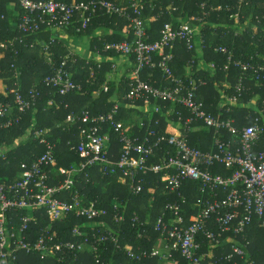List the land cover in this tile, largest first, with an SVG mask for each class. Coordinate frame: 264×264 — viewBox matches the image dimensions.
<instances>
[{"label": "built area", "instance_id": "obj_1", "mask_svg": "<svg viewBox=\"0 0 264 264\" xmlns=\"http://www.w3.org/2000/svg\"><path fill=\"white\" fill-rule=\"evenodd\" d=\"M127 1L129 6H119L109 0H74L69 4L56 0H19L22 15L15 30L20 36L0 42L1 50L11 49L15 53V43H23L25 37L42 29L51 32L68 30L75 21L80 26L77 32L85 30L91 19L102 12L126 19L133 36L131 41L105 44L103 51L124 58L134 56L136 68L127 77L128 90L116 95L110 111L98 115L83 112L78 118L66 117L69 124L78 121L84 125L79 130L78 143L72 147L80 160L78 165L58 168L54 145L42 138L40 144L44 146V152L30 163H21L18 178L13 182L0 181V264H18L19 255H35L46 264H76L82 253H91L99 263V252L106 244L124 254L130 263L170 259L173 252H178L186 264H229L235 257L244 259L247 256L246 228L256 221L264 229V150L255 151L264 135V110L262 117L254 118L251 124L240 129L234 126V120H221L207 113L197 96L198 89L206 82L196 79L192 72V77L180 79L171 68L175 45L183 44L188 51L195 46L204 49L200 38L197 42L195 28L189 23L176 27L166 23L159 38L151 41L142 18L144 0ZM245 3L246 0H238L237 10ZM220 10V6L211 9ZM40 45L46 53L48 46ZM214 51L224 54L226 66L239 72L236 84L227 88L232 92H222L227 106L225 111L230 112L240 104L246 92H252L253 84L258 87L264 82V65L234 60L232 51L224 46ZM66 65L67 60H63L44 80L47 87L55 89L61 96L81 90L72 81ZM192 65L193 60L188 63V69ZM205 66L211 71L215 69L214 64L205 63ZM111 68L115 70L117 65L112 62ZM143 68L158 70L168 86L154 87L142 81L138 72ZM102 88L104 92L108 90ZM9 93L13 95L12 105L20 115L35 104L39 95L37 90H30L27 95L17 89ZM255 101L256 97L249 102L251 106ZM138 104L144 114H161L164 109L165 117L174 114L176 121L170 120V125L176 127L178 133L165 135L147 130L143 138L133 135L117 116L123 108H136ZM162 104H168L170 108L166 109ZM176 104L188 113L186 117L174 112ZM12 105L0 103V130L19 120V116L12 119ZM204 130L213 131V145L209 151L189 145L190 135ZM111 132L119 145L116 153ZM41 134H36V138ZM3 154L0 146V159ZM221 167L231 175L219 173L217 169ZM89 169L98 170L102 177L114 178L133 197L142 192L148 174L160 175L166 193L175 197L173 202L165 205L153 224V230L164 235L163 239L171 244V247H164L167 254L157 247L144 250L120 245L118 231L126 222L135 229L138 239L144 236V228L149 224L141 221L136 213L128 218L125 207L120 211L116 203L111 204L110 214L107 209L99 208L96 201L84 202L77 189L78 176ZM185 181L198 184V198L192 205L197 212L188 221L182 210L186 199L181 188ZM39 213L48 219L49 224L40 230L34 241L28 240L26 233L30 232L32 224L37 223ZM167 215L171 219L169 223ZM70 217L84 220L83 228L73 226L70 231L72 240L57 241L59 236L53 224L61 225ZM112 226H117L118 230ZM199 236L210 242L209 250H222L229 244L230 252L219 258L212 251L203 252ZM246 264L254 263L247 261Z\"/></svg>", "mask_w": 264, "mask_h": 264}, {"label": "trees", "instance_id": "obj_2", "mask_svg": "<svg viewBox=\"0 0 264 264\" xmlns=\"http://www.w3.org/2000/svg\"><path fill=\"white\" fill-rule=\"evenodd\" d=\"M56 1L67 4L72 2V0ZM109 1L119 6H129L127 0ZM237 2L238 0H144L142 18L143 21H146L145 19L148 17L155 18L149 23V27L146 24L147 34L151 41L159 38V32L166 23L174 27L181 23H189L192 27L198 28V35L203 42L204 49L199 50L198 46H195L193 50L188 51L183 44L175 45L172 51L174 58L171 64L173 73L180 79L192 77L194 74L196 79L201 78L205 81V86L200 87L197 92L203 109L221 120H234V126L240 129L251 124L254 118L262 117L264 82L258 87L253 84L252 92H246L240 104L234 106L230 112H226V100L222 92L229 94L232 90L224 88L223 85L228 82L233 87L239 72L231 66H226V56L215 52L214 49L224 46L232 51L234 60L250 62L253 65H264V0H246L239 11L237 10ZM218 6L221 7L220 11H211ZM236 14L238 15L237 19L234 18ZM21 15L19 0H0V42L13 40L20 36L15 30V25L19 22ZM191 18L194 20H190ZM75 20H78V17ZM71 28L78 37L93 36L95 32L103 30L102 35L93 36L90 39V51L93 55L99 53L109 59L119 55L113 52H104L105 44L131 41L133 37L130 23L126 19L108 16L102 12L91 19L85 30L77 32V29L80 28L78 21H75ZM51 38H54L53 42H51ZM38 41L48 46L46 53L41 50L40 44L36 46V50H30V46ZM14 50L15 53L11 49L8 51L0 49V80L6 79L5 83L8 85L6 91L0 93V103H11L12 105L13 95L9 92L13 89L19 90L23 95H27L30 90H37L39 95L35 104L24 114H18L12 105L10 112L12 119L19 116V120L11 127L0 130V146L2 148L7 149L11 144L14 147L17 142L16 148L5 152L3 158L0 159V181L5 183L13 182L18 178L17 169L21 163H30L44 152L45 148L40 144L42 138L54 145L58 168L78 165L80 160L72 147L78 143L79 130L84 125L78 121L69 124L66 122V117L72 115L78 118L83 112L98 115L110 111L116 95H121L128 90V74L136 68L135 57L129 56L126 58L130 63L129 69L127 68L128 70L124 72L121 78L118 79L115 75L111 80L110 74L113 73L114 69L111 68L110 61L98 63L92 58L86 61L71 55L67 48L55 39L51 31H44V29L35 35L25 37L21 44L15 43ZM39 51L42 53L41 56H39ZM44 55L50 57V62L45 61ZM63 60H67L66 70L71 74L72 81L81 88L80 91H74L65 96L59 95L55 89L47 87L44 83L45 78L51 76L54 69L59 67ZM192 60L194 65L188 69V63ZM205 63L214 64V71L208 67L203 68ZM99 64L100 67H98ZM225 68L228 69L224 70ZM138 74L139 78L149 85L154 87L168 86L167 81L156 69L143 68ZM225 77L229 80L225 81ZM102 85L106 86L108 90L105 92L101 90ZM98 91L100 92L99 96L95 97V92ZM254 97H256L255 105L248 107L249 102ZM162 106L166 109L170 108L168 104H162ZM140 107L141 104H138L136 108H123L117 116L118 120L123 121L130 128L129 131L133 135L143 138L147 130L165 135L178 133L176 127L171 126L172 121L170 120L176 121L174 114L168 118L165 117V109L161 114L150 112L144 114ZM174 112H180L183 117L188 115L178 104L174 107ZM157 120L158 124H155ZM174 124L176 125V123ZM36 133L43 134L35 138ZM110 134H113L112 137L114 136V133L111 132ZM227 137L225 135V138ZM23 139L27 140L25 144H21ZM213 139L212 130L209 132L206 130L199 131L190 135L189 145L201 151H209L213 145ZM114 142L113 151L116 153L119 145L116 141ZM262 150H264V135L261 144L255 151ZM217 171L224 176L231 175V172L224 170L223 167ZM78 179L77 189H79V194L84 202L96 201L99 208L107 209L110 214H112V203L118 204L120 211L126 207L128 218L132 213H136L141 221L145 220L147 212L151 213L152 211L147 220L149 225L145 226L144 236L140 239L136 237L135 229L128 222L124 224L123 229L118 231V239L122 247L129 245L133 248L150 250L159 238H164V235L153 230V224L164 211L165 205L173 202L175 197L166 193L165 185L160 182V175L148 174L143 184V190L137 197L131 196L127 189L118 184L114 178L102 177L95 169L84 171L78 176ZM181 194L186 199L182 205V210L188 221L197 212L196 209L192 208V205L198 198V184L191 181L183 182ZM166 221L171 222L168 215ZM84 222L82 219L70 217L61 225L53 224L59 236L57 241L72 240L71 228L77 225L82 229ZM48 224V219L40 216L39 213L37 223L32 224L30 232L28 230L26 233L27 239L34 241L40 230ZM116 228L117 226H112L115 231L118 230ZM246 236L249 241L247 256L244 259L235 257L229 264H246L247 261L254 264H264V229L260 228L256 221H253L246 228ZM198 241L202 244L203 252L212 251L217 258L230 252L229 244L222 250H209L210 242L200 236ZM99 255V263L95 262L91 253L80 254L75 263L155 264V260H157L148 259L141 263H130L124 254L116 251L111 244L104 245ZM171 257L176 264H186L178 252H173ZM17 263L46 264L35 255L33 257L19 255Z\"/></svg>", "mask_w": 264, "mask_h": 264}, {"label": "crops", "instance_id": "obj_3", "mask_svg": "<svg viewBox=\"0 0 264 264\" xmlns=\"http://www.w3.org/2000/svg\"><path fill=\"white\" fill-rule=\"evenodd\" d=\"M74 0H72L73 2ZM154 17H148L147 19H145L146 21V24H147V27H149V23L151 21H154ZM193 18H191L190 20H192ZM195 30H196V38H197V42H200L199 41V30L198 28L194 27ZM53 34V36L55 37V39L58 41V42H61L63 44V46L65 48H67L68 52L71 54V55H74V56H77L81 59H84L86 61H88V59H95L97 61H105V59L103 58H106L107 61H110L111 63H116L117 65V69H121L122 71H126L128 70L129 66H130V63L126 60V58L122 57V56H118V57H115V58H108L107 56L106 57H103L102 55H100L99 53H95V55H93L90 51V39L93 37V36H98V35H102V33H104L103 30H101L100 32L97 31L93 34V36H88V37H78L76 36V33H74V31L71 29L69 30H58V31H55V32H51ZM42 42H37V43H34L30 46V50H36V46H39V44H41ZM39 50V49H38ZM200 52V51H199ZM201 53V52H200ZM42 53L39 51V56H41ZM103 57V58H102ZM44 58H45V61L46 62H50V57L48 55H44ZM118 63V64H117ZM201 63V62H200ZM128 68V69H127ZM203 68H207V66L204 65ZM132 71V70H131ZM188 71V69H187ZM212 73V72H210ZM131 74V72L128 74V76ZM229 79L225 77V81H228ZM7 80L6 79H2L0 80V83L2 84H5ZM224 81V83H225ZM223 83V84H224ZM231 85L227 82L225 85H223L224 88H229ZM248 107H252L251 104L249 103L248 104ZM171 247V244L166 242L164 239H161L159 238L157 240V242L155 243L154 247H157L158 249L160 250H163V254H167V251L164 249V247ZM155 264H176L175 260H173L172 257H170V259H157L155 260Z\"/></svg>", "mask_w": 264, "mask_h": 264}, {"label": "rangeland", "instance_id": "obj_4", "mask_svg": "<svg viewBox=\"0 0 264 264\" xmlns=\"http://www.w3.org/2000/svg\"><path fill=\"white\" fill-rule=\"evenodd\" d=\"M116 64V63H115ZM118 64V63H117ZM118 68V67H117ZM115 69V70H113V73H111L110 74V79L112 80L113 78H114V76L115 77H117L118 79L119 78H121L123 75H124V71H122L121 69L119 70V69ZM103 87H106V86H104V85H102ZM102 86L100 87L101 88V90H103L104 88H102ZM7 87H8V85L5 83V84H2V83H0V93H3L4 91H6V89H7ZM104 91V90H103ZM99 91L98 92H95V97H97V96H99ZM135 121H138V120H135ZM36 134H38V135H40L41 133H36ZM35 134V138H36V135ZM27 142V140L26 139H23L22 141H21V144H25ZM17 144V142L15 143V145ZM14 145V147H13V145L11 144L10 145V147L9 148H3V151H4V153L5 152H8L9 150H13L14 148H16V146ZM13 148V149H12ZM19 169V168H18ZM18 169H17V171H18ZM125 210H126V212H127V208L125 207ZM149 211H150V209H149ZM151 214H152V211H151V213H149V212H147V214L145 215V220L147 221L149 218H150V216H151ZM144 220V221H145ZM145 221V222H146ZM148 222V221H147Z\"/></svg>", "mask_w": 264, "mask_h": 264}]
</instances>
